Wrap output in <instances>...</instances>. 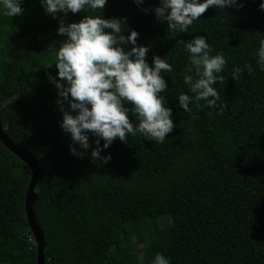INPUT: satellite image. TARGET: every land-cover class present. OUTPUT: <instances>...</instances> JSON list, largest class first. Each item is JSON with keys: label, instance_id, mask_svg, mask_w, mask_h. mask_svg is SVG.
<instances>
[{"label": "trees", "instance_id": "16d2710c", "mask_svg": "<svg viewBox=\"0 0 264 264\" xmlns=\"http://www.w3.org/2000/svg\"><path fill=\"white\" fill-rule=\"evenodd\" d=\"M23 1L20 15L0 14V123L39 169L32 211L44 264H151L158 252L170 264H264V71L255 62L264 39L260 0H237L242 7L224 11L209 7L185 33L156 19L159 0H107L100 13L85 8L55 17L40 0ZM98 14L120 19L125 36L135 30L149 64L155 54L173 66L162 72L168 85L162 94L176 127L163 143L139 134L114 139L101 150L107 162L90 159L91 135L89 150L72 145L83 156L69 151L49 81L58 78L54 48L66 38L57 34L59 22ZM197 35L226 59L219 74L225 80L214 85L222 111L190 105L184 112L178 105L176 96L188 91L183 42ZM246 64L252 73L245 68L234 81L232 69ZM129 118L137 122L131 112ZM30 176L0 142V264H36L24 211ZM164 217L169 224L158 228Z\"/></svg>", "mask_w": 264, "mask_h": 264}, {"label": "clouds", "instance_id": "9594fccd", "mask_svg": "<svg viewBox=\"0 0 264 264\" xmlns=\"http://www.w3.org/2000/svg\"><path fill=\"white\" fill-rule=\"evenodd\" d=\"M107 0H40L47 14L56 16L76 13L87 8L99 13ZM138 5L142 0H134ZM209 7L225 10L226 7H242L237 0H159L152 11L158 21H166L169 31L185 33L189 26L201 17ZM259 9L264 10V0ZM147 11V9H144ZM21 0H0V14L6 17L22 13ZM120 19L103 18L102 15H84L79 21L68 24L59 22L57 34L66 38L55 47L56 77L49 81L57 89V100L62 119L61 130L68 134L71 144L69 151L81 157L89 150V135L96 146L88 152L93 158L107 162L110 156L101 157V150L107 149L114 139L125 142L129 135L139 134L142 138L163 143L166 134L175 126L171 118L172 109L167 106L165 93L168 85L163 73L173 71V66L161 56L151 57V64L145 59L148 46L138 45L135 30L123 35ZM131 47H128V45ZM187 53L183 82L187 92L176 97L184 112L191 111L190 105L204 110L219 108L220 91L214 85L223 83L219 75L226 64L222 52L212 53V46L203 35L193 36L183 42ZM255 62L264 71V39H260L255 50ZM49 63L46 66H51ZM252 65L232 69L230 77L235 81ZM190 93V94H189ZM134 114L135 124L129 118ZM211 114V113H209ZM219 114V112L217 113ZM103 141V144L100 141ZM143 260V254L138 257ZM151 264H170L169 258L156 253Z\"/></svg>", "mask_w": 264, "mask_h": 264}, {"label": "water", "instance_id": "95a60500", "mask_svg": "<svg viewBox=\"0 0 264 264\" xmlns=\"http://www.w3.org/2000/svg\"><path fill=\"white\" fill-rule=\"evenodd\" d=\"M0 142L15 156H17L23 163H25L31 172V176L29 179V183L24 199V211H25L28 227L33 235L36 244V264H44L45 256L43 251L44 250L43 236L39 226L36 224L32 211L33 205L36 201V194L34 192V187L39 173L38 166L32 155L24 147L12 142L8 138V136L4 132V129L1 126V123H0Z\"/></svg>", "mask_w": 264, "mask_h": 264}, {"label": "rangeland", "instance_id": "374dc122", "mask_svg": "<svg viewBox=\"0 0 264 264\" xmlns=\"http://www.w3.org/2000/svg\"><path fill=\"white\" fill-rule=\"evenodd\" d=\"M25 5H26V3L23 0H21V6H25ZM16 21H18V19H16ZM168 224H169V219L164 217L159 221L158 228L163 227V226H167ZM139 247H142V244H140Z\"/></svg>", "mask_w": 264, "mask_h": 264}]
</instances>
